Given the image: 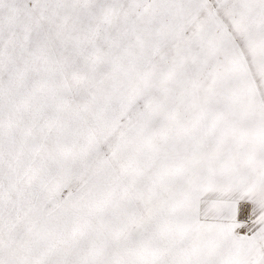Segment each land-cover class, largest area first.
Masks as SVG:
<instances>
[{"label": "snow or ice", "instance_id": "snow-or-ice-1", "mask_svg": "<svg viewBox=\"0 0 264 264\" xmlns=\"http://www.w3.org/2000/svg\"><path fill=\"white\" fill-rule=\"evenodd\" d=\"M0 264H264V0H0Z\"/></svg>", "mask_w": 264, "mask_h": 264}]
</instances>
